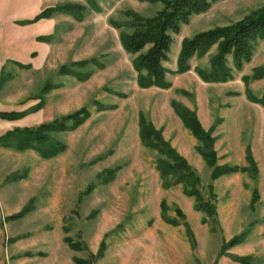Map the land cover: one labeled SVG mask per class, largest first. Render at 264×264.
<instances>
[{
  "label": "rangeland",
  "instance_id": "rangeland-1",
  "mask_svg": "<svg viewBox=\"0 0 264 264\" xmlns=\"http://www.w3.org/2000/svg\"><path fill=\"white\" fill-rule=\"evenodd\" d=\"M93 1L0 0V113H23L16 120L0 115V136L56 119L72 126L87 115L52 133L67 144L56 157L0 147V264H264V105L248 95L261 97L264 78H243L264 66V40L242 70L228 57L231 80L200 76L211 70L216 46L177 71L184 39L246 18L264 0H217L194 15L174 35L167 88H141L135 55L121 42L128 12L153 16L162 0ZM70 2L81 18L60 11L20 23ZM176 107L212 131L217 165L249 167L251 152L257 172L214 178L204 144ZM141 117L188 161L215 214L197 210L182 184L163 187L159 153L140 138ZM163 202L177 224L163 218ZM26 205L32 210L15 217ZM241 233L243 242L225 247ZM66 236L85 248H71Z\"/></svg>",
  "mask_w": 264,
  "mask_h": 264
},
{
  "label": "trees",
  "instance_id": "trees-1",
  "mask_svg": "<svg viewBox=\"0 0 264 264\" xmlns=\"http://www.w3.org/2000/svg\"><path fill=\"white\" fill-rule=\"evenodd\" d=\"M88 1L90 4L94 2L93 0ZM215 1L217 0H162L164 7L150 17H144L132 11L128 12L131 17L128 23L130 31L121 33V42L126 51L135 55L133 63L138 72L137 82L141 88L168 87L165 62L169 59L174 35L179 34L183 25L189 23L194 15L207 11L212 2ZM80 7L85 8V5ZM76 8L77 5L71 2L49 7L33 19H26L23 22L20 21V23H34L43 18H50L53 13L60 11L81 18ZM260 40H264V8L231 25L216 27L184 39L178 57L177 71L184 73L190 70V60L194 56L207 54L213 46H216L218 53L212 61L211 70L200 71V76L208 82L231 80L233 69L228 66V57H232L236 69L242 70L245 64L252 60L256 45ZM243 78L245 83H249L251 79L264 78V66L256 68L251 76ZM248 95L251 100L264 105V91L261 97H252L250 92ZM177 111L183 118L185 126L204 144L201 154L210 165L214 166L212 172L214 178L237 173L240 170L257 172L255 171L256 162L251 152L248 154L251 162L249 167L217 165V152L214 148L212 131L205 130L193 112L179 108H177ZM0 115L7 120H16L23 113L10 111L1 112ZM79 115L80 113L76 112L73 117L77 118ZM86 116L82 113L81 119H73L74 124L72 126L68 124L69 119H56L38 126L15 127L0 136V147L20 151L32 149L44 158L56 157L67 149V144L52 137V133L70 130L71 127H75L76 124L86 120L84 119ZM140 138L144 146L155 149L159 153L156 168L160 173L163 187L169 188L182 184L186 194L195 198V208L197 210L204 211L206 214H215V205L208 202L210 200H206L203 196L199 188V177L188 161L164 139L160 130L147 123L143 117L140 119ZM211 194V198H215V194L213 192ZM31 210L32 207L26 205L15 217L23 216ZM161 210L165 220L174 224L178 223L167 218L165 202L162 203ZM64 230L67 232L69 229L66 227ZM244 237L245 234L241 233L228 241L229 243L227 242L225 247L243 242ZM65 240L71 248L83 249V246L85 248L84 243L76 241L72 237L66 236ZM75 261L77 264L88 263L86 260L82 261L80 259H75ZM245 264H248V261Z\"/></svg>",
  "mask_w": 264,
  "mask_h": 264
}]
</instances>
